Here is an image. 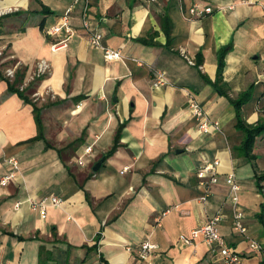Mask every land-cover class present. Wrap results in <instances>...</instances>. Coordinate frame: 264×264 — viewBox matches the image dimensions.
<instances>
[{"label": "crops", "instance_id": "crops-1", "mask_svg": "<svg viewBox=\"0 0 264 264\" xmlns=\"http://www.w3.org/2000/svg\"><path fill=\"white\" fill-rule=\"evenodd\" d=\"M197 3L214 12L193 17ZM72 4L0 0V72L17 81L43 124L37 139L34 105L0 78V264H225L217 244L183 243L220 211L227 246L242 264H264V133L257 159L244 157L245 135L230 100L250 92L242 116L264 126V0H90L104 46L122 54L115 61L90 45L80 6L71 15L72 36L47 33ZM230 45L224 95L213 83L218 55ZM182 49L201 64L190 65ZM42 64L48 69L39 76ZM157 72L168 84L154 85ZM192 99L219 129L200 132ZM118 131L119 146L106 157ZM89 146L93 152L80 165ZM215 161L220 181L208 191L211 177L198 172ZM231 174L241 188L246 235L233 229L225 183ZM8 175L14 177L3 186ZM54 196L63 204L45 216L33 205ZM145 241L158 246L148 260L139 256Z\"/></svg>", "mask_w": 264, "mask_h": 264}, {"label": "built area", "instance_id": "built-area-1", "mask_svg": "<svg viewBox=\"0 0 264 264\" xmlns=\"http://www.w3.org/2000/svg\"><path fill=\"white\" fill-rule=\"evenodd\" d=\"M151 3H156L157 0H147ZM80 6L81 7V19L82 25L88 35V41L91 46L95 48H100L104 51V55L106 60L108 61H115L120 60L122 58V54L118 50L111 49L109 47L104 46V35L100 31L96 30L90 20V0H73V4L68 9L66 14L63 16L61 23L51 27L48 29L47 33L49 35H57L61 31L65 30L67 34L72 36L75 32L74 28L71 25V15L75 11V9ZM190 14L193 17H204L208 14H212L214 12L213 8L208 6H203L201 4H194L192 8L189 10ZM182 55L188 61L190 65H197V63L191 59L186 50H181ZM47 65L42 64L39 67V76L44 75L47 72ZM15 75V71L12 69L7 70V76L13 77ZM168 84V80L166 79V75L164 72H157L155 83L156 87H162ZM192 113L198 122V128L200 132L204 134H209L213 131V129H219V123H213L203 107H201L194 99H192L190 104ZM93 152V147L89 146L85 149L84 153L79 158V164L84 165L85 159L90 156ZM15 165L18 164L16 160L12 161ZM220 165L219 161H215L213 163H207L203 166L198 175L200 178L205 179L208 176L211 179L208 182H205L204 185L206 188L210 189L212 185H216L220 181L219 173H218V166ZM14 177V175H8L4 177L1 181L3 186H6L9 181ZM225 183L230 187V200L233 205V212H234V222H233V229L235 232L246 235L248 232V228L244 225L243 219L244 214L240 209V198H239V191L240 185L236 181V177L234 174L228 175L225 178ZM63 204V200L59 197H51L43 200L39 204L33 203L34 207L40 209L43 216L46 215L47 208L49 206L53 207H61ZM19 205H17L18 207ZM168 212L163 213L166 215ZM224 221L223 213L220 211L218 212L210 221L205 223L204 225L200 226L199 228L192 231L190 237H185L183 239V243L185 245H193L196 240L203 239L207 244L214 245L217 244L220 248L221 254L224 257L225 264H242L243 258L240 256L238 251L235 248H231L227 246L226 241L221 233L220 225ZM251 247L256 251H261L262 247L257 241H251ZM158 246L155 244H151L149 241H145L142 243L139 256L142 260H148L151 256L153 251L157 249Z\"/></svg>", "mask_w": 264, "mask_h": 264}, {"label": "trees", "instance_id": "trees-1", "mask_svg": "<svg viewBox=\"0 0 264 264\" xmlns=\"http://www.w3.org/2000/svg\"><path fill=\"white\" fill-rule=\"evenodd\" d=\"M162 22H163L162 27L164 29V32L168 36V39H170L171 33H172L170 19L168 17H166ZM0 24H1V19H0ZM144 43H148V42L144 41ZM231 49H232V46L230 45L226 48H223L220 51V53L218 55L217 80L213 83V85L216 87V89H218V91H220V93H222L224 95H226V92L223 91V87L221 85H223V73H224V69L226 66L225 59H226V56L228 55V53L231 51ZM199 63L201 64V60L199 61ZM0 78H3L9 82V92L11 94L17 93L27 103L34 105L33 104L34 102L25 94V92L21 91L19 89L17 81L11 82L1 72H0ZM249 98H250V92H246L245 94H243L241 96L240 99H238V100L230 99V100L237 110L236 127L238 129H240L245 135V139H244V142H243V145L241 148L242 155L251 161H255L257 159L256 155L254 154L255 143H256L257 138L262 133H264V126H261V125L250 126L244 120V118L242 116V108L246 104V102L249 100ZM34 108H35L36 120H37L38 128H39V136L37 139H40L43 135V124H42V120H41V111L35 105H34ZM119 142H120V135H119V131H118V134L116 135V138H115L114 146L111 149V151L106 155V157H109L111 154H113L116 151V149L119 146ZM263 178H264V175L261 177H258L259 180H263ZM100 238H101V235L98 237V240Z\"/></svg>", "mask_w": 264, "mask_h": 264}, {"label": "water", "instance_id": "water-1", "mask_svg": "<svg viewBox=\"0 0 264 264\" xmlns=\"http://www.w3.org/2000/svg\"><path fill=\"white\" fill-rule=\"evenodd\" d=\"M104 161H105V158L101 159V160L95 165L93 171H94V172H98L99 169L102 167Z\"/></svg>", "mask_w": 264, "mask_h": 264}]
</instances>
